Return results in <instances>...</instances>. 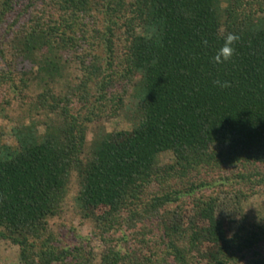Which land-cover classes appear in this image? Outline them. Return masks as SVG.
<instances>
[{"label": "trees", "instance_id": "1", "mask_svg": "<svg viewBox=\"0 0 264 264\" xmlns=\"http://www.w3.org/2000/svg\"><path fill=\"white\" fill-rule=\"evenodd\" d=\"M0 37V89L44 126L0 143L19 264H264V219L242 208L264 194V0H0ZM126 108L131 127L107 131ZM72 191L99 253L54 227Z\"/></svg>", "mask_w": 264, "mask_h": 264}, {"label": "rangeland", "instance_id": "2", "mask_svg": "<svg viewBox=\"0 0 264 264\" xmlns=\"http://www.w3.org/2000/svg\"><path fill=\"white\" fill-rule=\"evenodd\" d=\"M0 46H2V44ZM6 48L5 58L9 60L12 58L11 47L7 45ZM22 66H24L25 69L30 68L28 64H17V70L19 71ZM77 67L76 63L70 62L66 71L72 76L79 75ZM56 87L57 89L60 88L59 85ZM40 90L41 86L39 81L32 80L30 82V89L28 90V93L35 96V93ZM26 103H23V100L20 95H18L16 90L9 89L6 85L0 89V143H7L11 145L15 143L12 128L17 125H30L31 121L36 120L38 131L42 132L44 130V126L41 124L43 121V115H34L31 111H29V102L27 101ZM129 104L128 107L130 108ZM129 108H126L123 112H121L117 118L105 121L104 126L106 130L112 131L115 129H129L131 127V121L128 119V111H130ZM88 137L91 138L92 135L89 134ZM169 157V155H165L163 159L165 160ZM73 195L74 192H70L69 203L61 217L52 220L54 227L57 232L62 233V235L66 234L72 238L73 240L69 241L71 244L73 242H82L83 240L88 241L91 243V249H94L95 252L99 253L102 249V244H100V242L92 236L94 225L90 221L80 218L75 212L73 201L71 199ZM242 208L249 221H259L264 219V194L251 196L242 203ZM224 211L232 213V206H227V210ZM0 264H19L18 246L13 245L8 241L0 240Z\"/></svg>", "mask_w": 264, "mask_h": 264}, {"label": "clouds", "instance_id": "3", "mask_svg": "<svg viewBox=\"0 0 264 264\" xmlns=\"http://www.w3.org/2000/svg\"><path fill=\"white\" fill-rule=\"evenodd\" d=\"M240 37L233 33H228L225 37L224 44L222 47L218 50L216 55L214 56V62L215 63H223L231 59V57L234 54V47L233 45L238 42ZM205 44H207V41H204ZM215 86L220 88H228L231 87V84L227 81H221L217 79L214 81Z\"/></svg>", "mask_w": 264, "mask_h": 264}]
</instances>
